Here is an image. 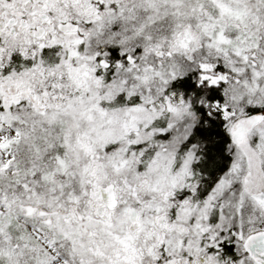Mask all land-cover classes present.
I'll list each match as a JSON object with an SVG mask.
<instances>
[{
	"label": "snow or ice",
	"instance_id": "6c2138e0",
	"mask_svg": "<svg viewBox=\"0 0 264 264\" xmlns=\"http://www.w3.org/2000/svg\"><path fill=\"white\" fill-rule=\"evenodd\" d=\"M0 264H264V0H0Z\"/></svg>",
	"mask_w": 264,
	"mask_h": 264
}]
</instances>
